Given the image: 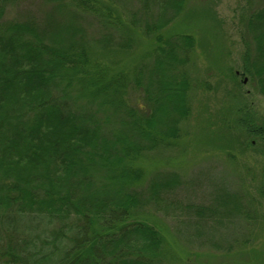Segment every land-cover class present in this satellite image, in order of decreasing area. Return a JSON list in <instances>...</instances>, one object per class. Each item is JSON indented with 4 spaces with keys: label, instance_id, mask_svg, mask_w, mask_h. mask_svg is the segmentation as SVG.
I'll use <instances>...</instances> for the list:
<instances>
[{
    "label": "trees",
    "instance_id": "16d2710c",
    "mask_svg": "<svg viewBox=\"0 0 264 264\" xmlns=\"http://www.w3.org/2000/svg\"><path fill=\"white\" fill-rule=\"evenodd\" d=\"M47 1L113 20L95 0ZM186 1L155 0L158 17L145 32L154 35L155 65L148 77L142 65L127 88L126 73L94 59L77 35L76 13L61 24L48 15L41 25L5 18L12 0H0V264H165L164 227L144 207L172 192L178 177L140 190L142 161L175 145L191 113L185 66L196 39L167 33ZM245 23L254 43L242 75L264 95V6ZM251 121L240 119L264 136V125Z\"/></svg>",
    "mask_w": 264,
    "mask_h": 264
},
{
    "label": "rangeland",
    "instance_id": "374dc122",
    "mask_svg": "<svg viewBox=\"0 0 264 264\" xmlns=\"http://www.w3.org/2000/svg\"><path fill=\"white\" fill-rule=\"evenodd\" d=\"M95 1L100 13H111V24L89 11L77 14L73 4L55 9L47 0H12L5 18H36L43 25L51 15L61 24L76 13L77 35L95 50L93 58L123 70L130 78L127 88H132L136 71L146 64L148 77L155 65L148 53L154 35L145 32L158 17L157 4ZM263 6L264 0H187L170 30H164L171 36L191 33L196 39L185 66L191 113L180 124L175 145L148 152L142 161L146 178L140 190L155 179L178 177L172 192L144 207L164 227L165 264H264V136L247 132L240 123L245 117L264 125V95L242 75L248 44L254 43L245 19ZM127 42L131 44L122 48Z\"/></svg>",
    "mask_w": 264,
    "mask_h": 264
},
{
    "label": "water",
    "instance_id": "95a60500",
    "mask_svg": "<svg viewBox=\"0 0 264 264\" xmlns=\"http://www.w3.org/2000/svg\"><path fill=\"white\" fill-rule=\"evenodd\" d=\"M247 81V78L245 79V82Z\"/></svg>",
    "mask_w": 264,
    "mask_h": 264
}]
</instances>
